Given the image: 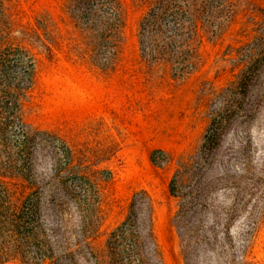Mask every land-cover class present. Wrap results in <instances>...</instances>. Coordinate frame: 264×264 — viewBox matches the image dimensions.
<instances>
[{"label": "rangeland", "instance_id": "obj_1", "mask_svg": "<svg viewBox=\"0 0 264 264\" xmlns=\"http://www.w3.org/2000/svg\"><path fill=\"white\" fill-rule=\"evenodd\" d=\"M2 1L0 45L34 67L27 138L0 126L24 254L7 264H109L140 190L162 264H221L224 230L251 241L243 264H264V0ZM153 11L177 34L156 41L188 45L189 70L141 55Z\"/></svg>", "mask_w": 264, "mask_h": 264}, {"label": "trees", "instance_id": "obj_2", "mask_svg": "<svg viewBox=\"0 0 264 264\" xmlns=\"http://www.w3.org/2000/svg\"><path fill=\"white\" fill-rule=\"evenodd\" d=\"M3 13L4 5L0 0V16ZM159 22L157 11L149 13L144 19L139 42L141 55L151 60L171 62L176 72L189 70L191 65L186 59L190 53L188 45L173 41L160 45L156 41L155 38L164 33L177 36L170 28L162 30L157 25ZM1 25L4 24H0V37L6 28L2 30ZM33 69V60L25 50L19 47L2 48L0 45V126H4V131L14 127L24 139L27 138V129L21 119V95L31 84ZM66 160L69 165V152H66ZM3 177L0 174V196L5 198L0 200V264H7L16 259L24 261V254H21V246L14 239L20 228V217L17 216L20 208L9 201L10 194L4 187L7 184ZM22 179H26L25 176ZM223 235V244L217 255L222 260L221 264H243L250 252L251 241L239 236L236 240L227 230ZM107 254L109 264H162L154 232V203L147 191L140 190L131 197L124 221L108 234ZM49 259V256L39 252L35 264H45ZM210 260L211 256H207L202 264H209ZM186 261L185 258V264H188Z\"/></svg>", "mask_w": 264, "mask_h": 264}]
</instances>
